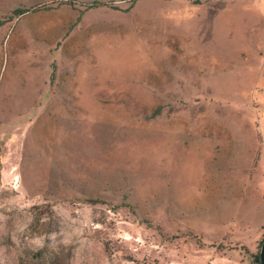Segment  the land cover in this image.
<instances>
[{"label":"rangeland","instance_id":"rangeland-1","mask_svg":"<svg viewBox=\"0 0 264 264\" xmlns=\"http://www.w3.org/2000/svg\"><path fill=\"white\" fill-rule=\"evenodd\" d=\"M262 116L264 0H0V264L238 248Z\"/></svg>","mask_w":264,"mask_h":264},{"label":"crops","instance_id":"crops-1","mask_svg":"<svg viewBox=\"0 0 264 264\" xmlns=\"http://www.w3.org/2000/svg\"><path fill=\"white\" fill-rule=\"evenodd\" d=\"M263 56L258 53V64ZM258 153L255 161L254 174L248 181L249 191L239 197L242 204V216L238 220L237 230L231 229V240L237 242L238 248H198L193 256L199 264H254L248 258L244 247L255 253L264 233V116L259 120Z\"/></svg>","mask_w":264,"mask_h":264},{"label":"trees","instance_id":"trees-1","mask_svg":"<svg viewBox=\"0 0 264 264\" xmlns=\"http://www.w3.org/2000/svg\"><path fill=\"white\" fill-rule=\"evenodd\" d=\"M263 237H264V233H263ZM263 237H262V240H263ZM262 240L259 242L258 249H260ZM244 250L250 256V258H251L250 260L252 263L260 264L259 251L255 252V253H250L245 247H244Z\"/></svg>","mask_w":264,"mask_h":264},{"label":"water","instance_id":"water-1","mask_svg":"<svg viewBox=\"0 0 264 264\" xmlns=\"http://www.w3.org/2000/svg\"><path fill=\"white\" fill-rule=\"evenodd\" d=\"M260 264H264V237L259 250Z\"/></svg>","mask_w":264,"mask_h":264}]
</instances>
